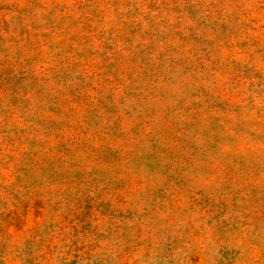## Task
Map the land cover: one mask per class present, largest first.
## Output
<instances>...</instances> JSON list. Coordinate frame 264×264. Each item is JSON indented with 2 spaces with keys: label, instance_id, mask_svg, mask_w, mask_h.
I'll list each match as a JSON object with an SVG mask.
<instances>
[{
  "label": "rangeland",
  "instance_id": "374dc122",
  "mask_svg": "<svg viewBox=\"0 0 264 264\" xmlns=\"http://www.w3.org/2000/svg\"><path fill=\"white\" fill-rule=\"evenodd\" d=\"M0 264H264V0H0Z\"/></svg>",
  "mask_w": 264,
  "mask_h": 264
}]
</instances>
